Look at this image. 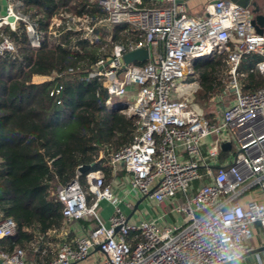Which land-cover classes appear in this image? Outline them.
Wrapping results in <instances>:
<instances>
[{"label": "built area", "instance_id": "built-area-1", "mask_svg": "<svg viewBox=\"0 0 264 264\" xmlns=\"http://www.w3.org/2000/svg\"><path fill=\"white\" fill-rule=\"evenodd\" d=\"M9 1L0 27L15 30L22 23L32 47L40 48L23 1ZM95 1L105 18L93 21L87 14L62 13L50 27L52 40L56 43L71 32L89 43L99 38L103 23L111 29L129 26L140 34L138 42L100 60L91 76L103 80L110 110L137 119L132 143L109 157L110 166L115 173H128L135 197L166 210L154 219L131 222L101 170L87 173L86 187L77 175L56 189L66 239L46 264H78L93 254L98 257L92 264H235L256 248L257 225L264 228V87L244 93L238 81L240 63L248 54L262 58L256 70L264 77V27L258 34L252 9L231 0L211 2L204 18L191 16L185 1ZM10 17L15 21L9 22ZM141 48L150 49V60L130 64L122 79L116 76L123 55ZM6 52H15V45L3 37L0 56ZM217 53L228 54L229 90L235 99L227 105L220 96L217 121L212 122L199 104L184 96L191 87L200 88L195 61ZM226 143L233 145L234 156L226 155ZM104 200L115 207L108 224L98 215ZM170 216L174 221L167 220ZM79 221L95 225L69 241L68 226ZM15 233L14 220L0 209V241ZM0 259L4 264H39L29 261L20 247L12 252L0 249ZM258 264H264V258Z\"/></svg>", "mask_w": 264, "mask_h": 264}, {"label": "trees", "instance_id": "trees-1", "mask_svg": "<svg viewBox=\"0 0 264 264\" xmlns=\"http://www.w3.org/2000/svg\"><path fill=\"white\" fill-rule=\"evenodd\" d=\"M22 1L42 46L32 47L22 23L15 30L2 28L15 52L0 56V209L14 220L16 233L0 241V249L12 252L20 247L29 261L46 264L55 257L52 245L59 243L57 234L65 226L57 187L77 175L84 185L87 173L99 169L106 173L105 185L110 184L109 157L133 141L137 119L110 110L103 80L91 73L118 47L141 37L129 26H115L110 42L104 39L106 31H100L95 45L69 32L53 45L50 27L60 14H87L97 21L106 12L95 0ZM261 60L255 54L242 59V92L264 87V77L256 70ZM193 68L200 85L195 103L207 104L226 93L232 79L227 53L196 60ZM36 76L54 79L36 83ZM57 87H62L60 94L51 95ZM82 166L90 168L79 174ZM88 201L93 203L91 195Z\"/></svg>", "mask_w": 264, "mask_h": 264}, {"label": "crops", "instance_id": "crops-1", "mask_svg": "<svg viewBox=\"0 0 264 264\" xmlns=\"http://www.w3.org/2000/svg\"><path fill=\"white\" fill-rule=\"evenodd\" d=\"M178 1L180 2L185 1L188 6L189 14L197 18H204L206 16V7L208 4L211 3V0H178ZM231 1L239 3L245 7L248 6L252 10H254L255 8H258L259 13L264 15V0H231ZM10 3L11 2L9 0H0V19L4 18L7 15V8ZM253 3H255L256 6H254ZM3 27H10V26H3ZM3 27H0V40H2L4 37L2 33ZM40 78L41 76L34 77V82L39 83ZM224 97H225V102L227 105H230L235 99L234 95L232 94V91H230L229 88L227 89V96H225L224 94ZM210 115L211 117H208L209 115L207 114V117L212 122H216L217 121L216 118L218 114L214 113ZM99 170L103 172V174L105 175V180H107V176L104 170L102 169H99ZM112 173H113L112 181L108 185L113 187L114 193L118 199L120 208L127 215V217L130 218L131 222H138L143 219H154L157 217L158 214L162 213L163 210H161L158 207L160 205L153 203V206L151 208L147 207L143 205L144 202L146 201L145 199H140V197H135L131 193L129 182H128V173L125 170L122 169L115 173L112 169ZM83 186L86 187V182ZM246 199L247 198H245V201ZM140 201L141 203L139 204V207L137 208V204ZM114 212H115V207L112 202L104 200L100 203L99 209H98V215L100 217V220L103 221L105 224L109 223V219L114 214ZM174 219H175L174 216H170L168 217L167 220L174 221ZM84 222L86 224H83L81 221H79L77 223H73L68 226L69 235L67 239L69 241H72L77 235H81L84 232H87L93 225H95L94 222H90V221H84ZM62 230L58 232L57 234L59 243L52 245L55 249L56 254H57L59 247L63 244V242H65V239H66V237L62 233ZM255 233H256L255 239L253 240L254 246L256 248L264 246V228L257 225ZM51 234H55V233L52 232ZM97 257H98L97 254H93L86 261L80 262L78 264H92L93 261ZM262 258H264V252L242 258L235 264H258V260Z\"/></svg>", "mask_w": 264, "mask_h": 264}, {"label": "water", "instance_id": "water-1", "mask_svg": "<svg viewBox=\"0 0 264 264\" xmlns=\"http://www.w3.org/2000/svg\"><path fill=\"white\" fill-rule=\"evenodd\" d=\"M220 0H211V2H218ZM254 6H256L255 3H253ZM253 14H254V19H253V25L257 30L258 34H262L263 33V27H264V15L259 13V9L255 8L254 10H252ZM15 19L13 17L9 18V22H14ZM151 57V53H150V49L149 48H141V49H136L133 51H130L128 53H125L123 55V65L121 66V70L124 71L126 70L130 64L138 62V63H146L147 61L150 60ZM109 63L106 64V66H108ZM102 69V67H101ZM113 70H115V68H113ZM223 150L225 151H230L233 149V145L231 143H226L222 146ZM89 166H82L79 168V172L81 174H84L86 171L89 170ZM141 203V201L137 204V208L139 207V204ZM264 252V246L262 247H258L255 248L252 252L248 253L247 255L243 256L242 258H245L247 256L250 255H254V254H259ZM241 258V259H242ZM3 261L0 259V264H2ZM228 264H233V263H228Z\"/></svg>", "mask_w": 264, "mask_h": 264}, {"label": "rangeland", "instance_id": "rangeland-1", "mask_svg": "<svg viewBox=\"0 0 264 264\" xmlns=\"http://www.w3.org/2000/svg\"><path fill=\"white\" fill-rule=\"evenodd\" d=\"M103 24H105V23H103ZM99 25L100 26V28H99V30L100 31H106V33L108 32L109 33V35L108 34H106V36L104 37V39L107 41V42H110L111 41V37H109V36H111L110 35V31L112 30L111 29V27H109L108 25ZM56 28V27H55ZM74 34V33H73ZM101 34V35H100ZM99 34V38H97V39H93V40H90V42H89V45H95L96 43H99V40H100V38H101V36H102V33H100ZM62 35H64V34H62ZM61 35V36H62ZM75 36H78V37H81L80 36V34H74ZM61 36L57 39V41H55L56 43H54V41H53V45H55V44H58V43H61ZM81 39V38H80ZM83 40V39H82ZM84 41V40H83ZM124 74H125V71H118L117 72V75L116 76H119V78L120 79H122L123 77H124ZM42 80V81H41ZM47 80V77H41L40 78V82L39 83H42V82H44V81H46ZM38 81H39V79H38ZM189 81H191V79L189 80ZM199 91H200V88L199 87H196V86H194V87H191L190 88V91L184 96V99H188V100H193V102H195L194 100V95H197L198 93H199ZM224 96V95H223ZM225 96H227V92L225 93ZM220 97V96H219ZM219 97H216V98H214L211 102H209V103H207V104H203V103H196V104H199V106L203 109V111H204V113L207 115H210V114H214V113H216V114H218L219 113V106H218V103H217V101H218V98ZM124 100V99H123ZM234 154H235V151H227V153H226V155L227 156H230V157H232V156H234ZM85 191H86V193L88 194V191L85 189ZM88 198H89V195H88ZM143 205H145V206H147V207H152L153 206V202H150V201H145L144 202V204ZM161 210H166L164 207H161V206H158ZM155 208H156V206H155Z\"/></svg>", "mask_w": 264, "mask_h": 264}]
</instances>
